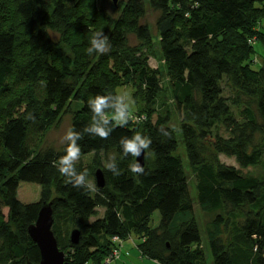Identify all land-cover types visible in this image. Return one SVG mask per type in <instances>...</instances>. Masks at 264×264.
Masks as SVG:
<instances>
[{"label":"trees","instance_id":"16d2710c","mask_svg":"<svg viewBox=\"0 0 264 264\" xmlns=\"http://www.w3.org/2000/svg\"><path fill=\"white\" fill-rule=\"evenodd\" d=\"M41 1L0 0V256L8 264L39 262V249L27 229L35 222L41 203L51 201L52 232L65 254L64 264H103L113 247V236L122 240L133 236L142 256L160 264H205L200 252L190 250L199 244L201 235L192 217L194 200L188 179L181 159L175 155L178 140L165 126L166 120L158 117L152 122L142 111L147 120L139 125H113L107 139L84 134L78 141L81 156L102 154L104 159L101 169L106 185L95 192L74 188L53 166V161L65 154L66 144L60 150L41 147L44 132L69 111L72 101L80 106L72 111L70 128L82 131L90 123L88 100L97 94L115 93L120 87L113 71L134 74L147 91V104L153 103L160 89L156 71L140 66L133 58L118 57L125 48L124 35L108 16L104 17V28L96 27L109 38L108 53L87 54L90 37L96 31L82 24V45L73 48L71 56L65 54L49 30L67 27L66 2L55 0L51 13L44 17ZM95 1L77 0L75 6L90 2L96 9ZM120 3L135 16L130 23L137 38L147 41L150 30L140 24L146 0ZM149 6L158 12L156 29L172 77L175 106L186 115L181 137L197 179L196 200L204 210L235 207L243 216L226 242L210 238L213 264H264V178L242 176L233 166L220 164L208 155L213 149L235 157L242 168L258 164L264 157V67L256 71L250 65L246 69L226 53L230 44L253 32L256 19L264 20L260 15L264 0H149ZM16 25L21 37L17 36ZM259 34L264 36L261 31ZM84 64L86 73L81 71ZM224 76L230 77L238 89L236 99L242 95L248 98L241 110L244 126L232 129L234 136L229 140L213 131L214 124L222 119L229 128L234 123L222 94ZM29 114L34 119L27 118ZM161 127L170 135L163 136ZM136 132L152 140L144 175L130 172L134 157L120 159L121 137ZM256 134L261 140L253 145ZM33 135V147L38 150L28 145ZM109 154L117 157L119 176L105 168ZM150 155L152 164L148 162ZM22 182L42 187L38 202L19 201ZM99 209H103L102 216ZM154 212H158L159 222L151 227ZM186 213L190 218L174 227L176 216ZM57 219L61 225L58 228ZM220 220L218 216L215 219ZM65 226L66 235L62 230ZM75 228L81 231V239L72 245L69 234Z\"/></svg>","mask_w":264,"mask_h":264},{"label":"rangeland","instance_id":"374dc122","mask_svg":"<svg viewBox=\"0 0 264 264\" xmlns=\"http://www.w3.org/2000/svg\"><path fill=\"white\" fill-rule=\"evenodd\" d=\"M64 1L66 2L67 7V27H64L63 29L49 30V34L58 48H60L65 54L71 56V54L74 53L73 48L82 45L81 43L84 38V34L81 32L82 24L89 27V31L91 32L96 31V27L100 30L101 28H104V17L108 16L112 23H117L124 35L125 48L117 54L118 57L133 58L136 63L140 64V66L144 65L147 69L157 72L160 89L151 104H147V91L134 74L128 75L122 74V72L119 73L113 71L114 81L120 86L117 87L116 90H126L131 94L133 100L131 105L132 112L140 115L144 114L146 117V114L142 113V111H146L148 120L152 122L158 117L162 118L166 120L165 126L169 127L174 132L178 140V148L175 155L181 159L188 179L190 194L194 200L192 217L196 220L201 235L199 244L191 246L190 250L193 252H200L205 260V264H213L214 259L209 247L210 238H221L224 242H226L232 234L233 226L238 221L242 220L243 216L241 214V209L235 207H229L212 212L204 210L196 200L197 179L194 170L189 165L186 150L181 137V124L184 122L186 115L183 110H178L174 103L172 95V77L166 69L165 61L162 57L159 45V33L156 29L158 12L152 10L149 6V0H146V13L144 18L140 20V24H145L149 28L151 36L147 41H141L137 38L134 28L130 23L135 16L130 9L121 5V0H116L115 2H113V0H96V9L93 8L92 3L90 2L84 7H78L75 6L77 0ZM54 2L55 0L41 1V8L44 17H47L51 13ZM260 10V15H264V7H261ZM260 20V18L256 19L255 26L253 27V32L251 34L241 40L238 39L237 41L239 42L234 41L232 45L230 44L226 49L227 55L238 64L244 65L246 69L251 65L252 69L256 71L264 67V36L259 34V31L264 34V20H262V22ZM40 26L41 22L38 23V28ZM15 27L16 33H18L17 36L21 37L17 25ZM77 50L79 51L81 49ZM187 50H190L189 46H187ZM95 61L96 60H93L92 63ZM108 62L109 66L113 68V59H108ZM82 70L84 73L87 72L88 69L85 64L84 67L81 68V71ZM20 86L21 85H17L16 88H19ZM221 87L223 91L222 94L230 106V114L234 123L233 127L229 128L222 119L220 122L214 124L213 131L218 133L224 140H229L234 136V131H232V129L237 130L238 127L244 126L243 124L245 121L241 116V110L245 107V103H247L248 98L247 96L242 95L241 97L239 96V99H236L239 91L234 86L232 79L228 76L223 77ZM234 100H239L240 103L234 104ZM79 106L80 103L76 101L70 102L69 111L63 112L59 119L44 132L41 147H51L55 150L61 149V147L65 144L63 143V136L70 128L72 111ZM145 120H147V118ZM129 124L138 123L129 122ZM260 137L261 136L259 134H256L252 144H259L261 140ZM34 138L35 136L33 135L28 139V145L30 147H33V143H35ZM35 150H38V148ZM209 152V156H214L220 164L233 166L242 176L264 178V157H262L258 164L242 168L236 162L235 157H229L225 154L218 153L213 149H209ZM102 160H104L102 154H89L81 156L79 162L77 163V169L80 171H87L89 180L94 182V171L101 168V164L103 163ZM152 161L153 159L150 155L148 161L149 164H152ZM51 187L53 188L54 185H51ZM41 191L42 187L35 183L22 182L18 188L17 198L20 202L25 204L38 202L41 199ZM4 211L6 212V210ZM99 214L100 216L103 214V209H99ZM217 216L221 218L220 221H215ZM189 218L190 215L187 213L177 215L174 227H177L180 223L188 220ZM158 222L159 214L158 212H154L151 218V227H156ZM59 226H61L60 221L57 219L56 228ZM67 228L68 227L65 226L62 229L64 235L68 232ZM131 241H135V238H132ZM131 241L127 240L125 244H123V247L129 248L131 246ZM127 258H134L131 260V264H151L144 259L137 258L136 256L131 255V257ZM0 264H8L4 260L3 256H0ZM111 264H114V262Z\"/></svg>","mask_w":264,"mask_h":264},{"label":"clouds","instance_id":"9594fccd","mask_svg":"<svg viewBox=\"0 0 264 264\" xmlns=\"http://www.w3.org/2000/svg\"><path fill=\"white\" fill-rule=\"evenodd\" d=\"M110 50L111 44L108 36L102 31L94 32L89 40L87 54L89 56L94 53L106 54ZM132 103V96L126 90H116L115 93L107 95L97 94L88 100L87 104L92 113L90 123L82 131H76L73 128L66 131L63 136V143L66 144L65 154L61 155L58 160L53 161V166L60 175L66 178V183L71 184L74 188L83 189L85 192L97 191L95 183L89 180L87 171H78L77 169V163L81 158V147L78 141L83 139L84 134L107 139L113 130V125L125 127L130 121H135L136 117L131 111ZM27 118L34 119L31 114ZM159 131L163 136L170 135L163 127ZM119 144L122 150L120 159L129 156L137 158L129 164L130 172L134 175H144L145 169L140 164L139 157L150 148L151 138L141 132H136L131 137H121ZM105 168L114 176L121 174L117 157L114 155H108Z\"/></svg>","mask_w":264,"mask_h":264},{"label":"water","instance_id":"95a60500","mask_svg":"<svg viewBox=\"0 0 264 264\" xmlns=\"http://www.w3.org/2000/svg\"><path fill=\"white\" fill-rule=\"evenodd\" d=\"M116 0H113L115 2ZM147 151L139 157L140 164L145 168L147 164ZM137 158H134V161ZM94 181L97 188H104L106 180L101 168L94 172ZM54 214L52 202H42L36 220L28 229V235L36 244L40 253V260L37 263L29 261L26 264H64L65 254L58 248L57 240L52 232ZM81 239V231L77 228L71 230L69 240L72 245H77Z\"/></svg>","mask_w":264,"mask_h":264},{"label":"crops","instance_id":"0c3cea01","mask_svg":"<svg viewBox=\"0 0 264 264\" xmlns=\"http://www.w3.org/2000/svg\"><path fill=\"white\" fill-rule=\"evenodd\" d=\"M92 220H93V218H92ZM132 238H134V237L132 236V237L126 239V240H123L122 248H121V255H120L119 258H117L115 261H113L114 264H131V260H133L134 258L133 259H128L127 258V257H131V255L132 256H136L137 258H140V259H144V260L148 261L151 264H160L156 260L148 259V258L142 256L140 250L137 247V242L138 241H136V239H135V241H131ZM127 240L131 241V246L129 248L123 247V244H125V242Z\"/></svg>","mask_w":264,"mask_h":264},{"label":"built area","instance_id":"2783aa9c","mask_svg":"<svg viewBox=\"0 0 264 264\" xmlns=\"http://www.w3.org/2000/svg\"><path fill=\"white\" fill-rule=\"evenodd\" d=\"M134 116L136 117L135 121H130L131 123H140L143 122L146 117L144 114L140 115L138 113H134ZM112 242V249L111 252L104 258L103 264H111L113 261H115L117 258L121 255V248H122V242L123 240L119 238L118 236H113L111 239ZM89 264V263H86Z\"/></svg>","mask_w":264,"mask_h":264}]
</instances>
